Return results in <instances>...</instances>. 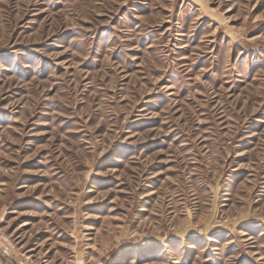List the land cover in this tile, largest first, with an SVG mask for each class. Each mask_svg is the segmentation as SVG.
<instances>
[{"label": "rangeland", "instance_id": "374dc122", "mask_svg": "<svg viewBox=\"0 0 264 264\" xmlns=\"http://www.w3.org/2000/svg\"><path fill=\"white\" fill-rule=\"evenodd\" d=\"M0 237L264 264V0H0Z\"/></svg>", "mask_w": 264, "mask_h": 264}, {"label": "built area", "instance_id": "2783aa9c", "mask_svg": "<svg viewBox=\"0 0 264 264\" xmlns=\"http://www.w3.org/2000/svg\"><path fill=\"white\" fill-rule=\"evenodd\" d=\"M0 264H26L24 262L17 261L11 254L3 248H0Z\"/></svg>", "mask_w": 264, "mask_h": 264}, {"label": "crops", "instance_id": "0c3cea01", "mask_svg": "<svg viewBox=\"0 0 264 264\" xmlns=\"http://www.w3.org/2000/svg\"><path fill=\"white\" fill-rule=\"evenodd\" d=\"M0 247L6 249L11 254L12 250L10 248V244L4 238L2 239V237H0Z\"/></svg>", "mask_w": 264, "mask_h": 264}]
</instances>
